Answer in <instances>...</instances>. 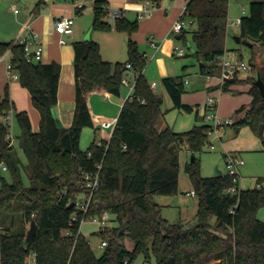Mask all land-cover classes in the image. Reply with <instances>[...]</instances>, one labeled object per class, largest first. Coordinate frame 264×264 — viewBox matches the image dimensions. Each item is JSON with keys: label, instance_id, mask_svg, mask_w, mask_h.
<instances>
[{"label": "trees", "instance_id": "obj_1", "mask_svg": "<svg viewBox=\"0 0 264 264\" xmlns=\"http://www.w3.org/2000/svg\"><path fill=\"white\" fill-rule=\"evenodd\" d=\"M228 5L229 0L186 3L189 17L197 24L191 32L194 43L191 54L203 63L200 69L205 74L221 73L216 56L226 51ZM108 8L107 0H94L92 27L113 26L126 32L127 58L124 61L102 58L99 44L91 39L72 42L75 94L68 126L57 125L52 114L58 99L60 63L27 60L21 42L0 41V54L9 50L10 70L28 90L40 116L39 128L33 130L28 112L15 111L20 146L31 161L25 184L20 160L7 136L10 125L2 119L3 114L14 109L5 85L0 94V165L10 171V179L0 173V264H28L30 256L33 264H131L138 253L145 258L153 256L157 264H264V219L257 216L258 208L264 206V185L258 178L254 186L232 191L228 189L233 184L232 177L227 172L201 174L196 152L208 141L207 122L195 123L183 131L169 125L158 127L164 114L162 96L143 76L147 57L130 36L138 22L122 14L110 23L106 19ZM239 25L240 38L264 46V0H251L247 13L240 16ZM186 31L182 29L179 37L185 39ZM126 62L131 63L136 73L135 96L126 98L120 106L108 139H93L87 148L81 149L82 129L93 125L86 101L88 92L101 87L119 94ZM252 65L256 74L247 77L251 82L250 104L246 109L237 108L235 114L244 112L228 126L234 134L242 126H248L264 150V95L253 83L257 74L264 81V62ZM161 82L172 107L193 110L192 105L181 100L185 90L182 74L165 75ZM227 84L225 80L224 89ZM195 116L199 118L197 110ZM182 147L194 153L193 160H187L184 168L198 197L196 220L168 223L161 216L154 195L177 192L178 152ZM98 164L99 185L89 213L108 211L110 221L115 223L95 231L108 236L101 253L96 254L80 231L82 212L74 203L86 195L81 186L83 173L95 171ZM16 198L20 200L22 223L14 231V218L9 211ZM31 220L38 225V231L25 244L27 223ZM124 238L133 241L131 249L126 247Z\"/></svg>", "mask_w": 264, "mask_h": 264}, {"label": "crops", "instance_id": "obj_2", "mask_svg": "<svg viewBox=\"0 0 264 264\" xmlns=\"http://www.w3.org/2000/svg\"><path fill=\"white\" fill-rule=\"evenodd\" d=\"M187 1L188 0H107L110 7L112 6L123 9V14L127 18H129V15H127L126 12L128 9L130 11H134L135 9L136 14L141 11L142 16L140 19L136 18L138 27L130 36L136 41L139 51L144 53L147 57V62L142 69L143 76L148 83L155 82V85L151 87L161 94L162 99L164 97V92H167L161 82L163 76L182 74L184 88L185 84L188 82L184 76L188 59L181 60L176 58L177 56L187 55V48L183 55H176L173 52V45L176 43V39H180L179 33H176L174 38L170 36L171 26L179 17L181 10L183 6L186 5ZM72 2V4H68L67 0H54L52 4L48 5L46 0H42L41 3H46L45 7L40 9V5L38 6L36 3L33 9H27L21 16H19L15 21L14 26L6 24L8 22H0V41H20L21 38L30 37L34 32L36 33V38L42 45L41 60H55L60 63L61 69L57 91L58 99L53 111L64 126H68L71 123L74 112L75 78L73 71L74 50L72 42L77 39H91L99 44L102 58L109 61H124L127 58L119 60L121 57L119 56L121 53V48L118 43L119 35H117V33H115L117 31L113 29H110L107 32L96 31V33H94L92 29L90 34L81 37L80 29L78 25L74 26V21L73 33L65 36V43L59 41L61 35L54 30V18L57 15H72L74 18V14L77 12V2H83L84 5H86V3L92 5L94 0H72ZM16 9L17 8H15V12H19V10L17 9L16 11ZM164 13H167L166 16H164ZM145 15L147 17H143ZM186 17H189V15L186 14L184 20ZM106 19L110 23H113V20H111L112 18L108 19L107 17ZM190 23L191 20L185 21L187 29L190 26ZM228 25L229 15L225 38L226 51L223 54L229 59H235L238 57L236 52L239 53V57L241 56V53L238 48L232 44L233 41L237 40H235V34H230ZM150 34H152L154 40L158 44L156 48L152 47L149 43ZM88 35L90 38H87ZM240 39L238 41H240ZM249 44L252 45V42H249ZM231 50L234 52H231ZM9 59V50L0 54V94H3L4 87L7 84L9 97L14 104L13 110H26L29 114L32 129L38 130L40 120L39 113L31 103L28 90L20 85L17 78L10 77L7 69ZM198 66L199 78L197 83L195 86L191 87L190 90L185 89L181 95L182 102L193 106V110L190 112H193L194 114L195 123H201L198 122L200 118H203L199 107L209 92H213L218 96L217 111L220 115L232 116L235 114L237 108L243 106L246 109L249 106L251 101V94L249 93L251 82L247 80V77L252 75L251 73L242 71L236 72L234 75L238 78L237 81L235 80L234 75L227 77L226 81L228 84L224 89L223 82L220 81L218 75L203 73L200 69V66H202L200 61H198ZM132 74L133 73H130L127 76L130 81L133 77ZM230 78L233 80H228ZM158 85L162 90L161 92L157 90ZM123 86L126 87V91H122L120 87L119 94H112L101 87L88 92L86 101L93 125L85 126L81 133L84 134V132H89L90 128L93 131L92 140H99L102 138L108 139L110 137L119 108L126 99V95L129 91L128 85L123 84ZM224 101L227 102L226 105H224ZM196 110L199 118H196L195 116ZM243 112L244 111L240 113L243 114ZM164 114L161 120L165 126L168 124L165 121ZM223 129L221 128V130ZM260 149L262 150V145ZM234 151L240 155L238 151ZM258 178L261 182L262 177L258 176L256 180ZM260 184H262V182ZM28 264H33V256L29 257Z\"/></svg>", "mask_w": 264, "mask_h": 264}, {"label": "rangeland", "instance_id": "obj_3", "mask_svg": "<svg viewBox=\"0 0 264 264\" xmlns=\"http://www.w3.org/2000/svg\"><path fill=\"white\" fill-rule=\"evenodd\" d=\"M39 0H0V22H8L6 24L10 26H14L15 21L22 15L27 9H33L38 3ZM47 1V4L50 5L54 0ZM250 0H229V32L230 34H235V36L239 35L240 25L236 22V19L239 18L242 14L247 13L248 4ZM68 4H72V0H67ZM46 3H39L40 9L45 7ZM38 5V6H39ZM110 7V6H109ZM15 8L19 10V12H15ZM111 8H117L112 7ZM244 9V11L242 10ZM17 11V10H16ZM124 11V10H123ZM127 15H129V19L134 20V18L140 19L138 15L133 10H127ZM124 13V12H123ZM133 14V15H132ZM167 13H164L166 16ZM132 15V17H131ZM94 16L93 4L89 5L86 3L81 11L76 12L74 14V26L78 25L80 29V36L84 37L86 34H90V32L94 31H102L107 32L110 29H113L119 35V47L121 48V53L119 54L120 59L124 60L127 57V33L121 30L115 29L111 26L109 29H99L92 27V20ZM108 19L109 16H107ZM106 17V18H107ZM143 17H147L146 15ZM114 20V19H111ZM191 20L190 26L188 27V31L185 32V39L180 38L176 39V44L181 47L187 48V55L177 56L176 58L181 60L188 59L187 68L184 71V76L187 79V83L185 84V89L190 90L191 87L195 86L198 81V61L191 54V51L194 49V43L192 40L191 32L196 28L197 24L195 19L191 17H186L185 21ZM87 38H90L88 35ZM231 39V38H230ZM236 40V38H235ZM233 46H236L241 53L239 57V53L237 56L240 59H243L246 63H249L251 67H253L252 63H255L257 66L264 62V46H261L258 42H255L253 45H250L247 41L242 38L240 41H233ZM231 52H234L231 50ZM252 75H255L256 72L252 68L247 71ZM249 77V76H248ZM122 91H126V87L121 84ZM157 90L161 92V88L158 85ZM4 92V91H3ZM227 102L224 101V105ZM162 110L165 112L164 118L169 126H171L176 131H183L191 128L196 122L194 119L193 112H186L179 110L178 108L172 107V102L167 94L164 92V97L162 99ZM9 114L12 115L11 125H10V133L12 135V145L14 147V155L19 158L20 162V172L22 175V179L25 184H28V177L31 170V161L23 152L20 146L19 133L20 129L15 119V110H10ZM242 115L233 114L232 117L235 120L237 117ZM203 118H200L198 122H204ZM164 124L162 120L158 123V127H163ZM225 128V129H223ZM223 130L218 131V135H209L208 141L203 146L202 150L196 152L197 157L199 158L200 164V172L202 175L207 176L211 175L217 166L218 169L221 170L222 173L227 172L226 166V157L223 152H235L234 150L240 153V157H242L244 163L238 168V185L241 188L252 187L256 184V178L258 176L262 177V185H264V150H261V143L257 136L250 130L248 126H242L240 131L237 134L233 133L231 126L222 127ZM86 131V130H85ZM93 131L89 128V132L81 133L80 136V147L81 149L87 148V146L92 141ZM220 135V137H219ZM97 140V139H96ZM214 144L215 148H209V143ZM191 152L182 147L179 151V178H178V190L174 194H155L154 200L160 204V214L166 219L168 223H177V222H195V213L197 209L198 197L197 195L189 194V191L193 189L188 174L185 171V162L190 160ZM0 173L6 178L10 179V171L8 169H4L0 165ZM20 200L16 198L13 201L12 210L9 211V215L13 216L14 224L13 229L17 231L20 229L21 221L20 214L21 209L19 207ZM257 216L260 219H264V206H261L257 210ZM115 222L110 221L109 227L112 226ZM29 224L27 223V227ZM99 225L90 220V218H86L81 222L80 231L83 233L88 239L96 254L101 253L103 247L100 246L101 238H104L100 234L95 233L98 229ZM105 236V235H104ZM124 243L126 247L131 249L133 247V241L129 238H124ZM131 264H157L153 256L149 258H145L143 253H138L132 260Z\"/></svg>", "mask_w": 264, "mask_h": 264}, {"label": "built area", "instance_id": "obj_4", "mask_svg": "<svg viewBox=\"0 0 264 264\" xmlns=\"http://www.w3.org/2000/svg\"><path fill=\"white\" fill-rule=\"evenodd\" d=\"M186 6V5H185ZM183 6L179 17L174 21L173 25L170 29V36L175 37L176 33H180L182 29L185 27L184 16L188 14L186 7ZM84 7L83 2H77L76 11H81ZM17 10V9H16ZM244 11V9H242ZM123 14V9L121 8H111L109 7L107 10V16L112 19L120 17ZM138 17L142 16L141 11L137 13ZM236 22H240V17L236 19ZM73 23L74 18L72 15H57L53 20L54 30L61 35L59 41L61 43L66 42L65 36L73 33ZM23 45L24 53L27 60H41L42 58V45L36 38V33H32L28 38H21L20 41ZM149 43L152 47L156 48L158 46L157 42L154 40L152 34L149 35ZM186 48L181 47L178 44L173 45V52L176 55H183L185 53ZM216 61L221 65V73L218 75L221 82H224L227 77L233 76L236 72H247L252 69L249 63H246L243 59L239 57L235 59L227 58L223 53L216 56ZM7 69L10 77L17 78V74L15 72H11L10 63L7 64ZM133 73V77L131 81L128 79V74ZM136 73L132 69V65L130 62H126L124 64V74L121 78V84H126L129 86V91L126 95V98H133L134 94V86H135ZM151 86L155 85V82L150 83ZM218 105V96L209 92L203 103L200 105V112L205 120L209 124L208 134L209 135H218V131L226 126L231 124L234 119L232 116L220 115L217 111ZM12 115L8 113L3 114L2 119L8 125H11ZM10 139H12V135L9 132L7 135ZM209 143V148H215L214 144ZM226 166L227 173L232 177L233 184L228 187L229 190L235 191L239 188L238 185V168L241 164L244 163L242 157L237 152H226ZM6 169V166H2ZM99 167L100 164L97 165V169L95 171H87L83 173L82 187L86 190V195L78 198L75 201V207L77 210L82 212L81 222L87 217L90 218L91 221L97 223L99 225L98 228L104 229L106 226H109L110 222V214L108 211H103L102 213H89L90 205L92 201V196L96 191L99 185ZM237 182V184H236ZM189 194L194 195L195 192L193 189L189 191ZM86 216V217H85ZM76 213L73 214L72 218L75 219ZM68 232V231H66ZM108 236L101 238L100 246H104L106 244Z\"/></svg>", "mask_w": 264, "mask_h": 264}, {"label": "water", "instance_id": "obj_5", "mask_svg": "<svg viewBox=\"0 0 264 264\" xmlns=\"http://www.w3.org/2000/svg\"><path fill=\"white\" fill-rule=\"evenodd\" d=\"M184 28L187 29V25H185ZM239 39H240L239 36H236V40L238 41ZM201 64L203 65L202 62H201ZM228 80H233V79L230 78ZM253 83L258 86L260 93L262 95H264V81H262V79L259 76V74L256 75V78L253 81ZM52 114H53V117H54L57 125H61V121L58 118V116L56 115V113L53 111ZM193 158H194V153L191 152L190 160H193ZM213 173L214 174L221 173V170L218 169L217 166H216L215 169H214V171H213ZM37 231H38V225L36 224V222L34 220H31L30 223H29V226H28V228L26 230V234H25V238H24V243L25 244H28L29 241L33 238V236L37 233ZM172 260H173V258L171 257V261Z\"/></svg>", "mask_w": 264, "mask_h": 264}]
</instances>
